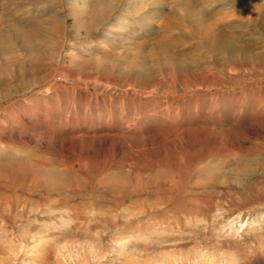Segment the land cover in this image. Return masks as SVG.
Returning <instances> with one entry per match:
<instances>
[{
    "label": "rangeland",
    "instance_id": "1",
    "mask_svg": "<svg viewBox=\"0 0 264 264\" xmlns=\"http://www.w3.org/2000/svg\"><path fill=\"white\" fill-rule=\"evenodd\" d=\"M98 1L0 0V264H264V0Z\"/></svg>",
    "mask_w": 264,
    "mask_h": 264
},
{
    "label": "bare ground",
    "instance_id": "2",
    "mask_svg": "<svg viewBox=\"0 0 264 264\" xmlns=\"http://www.w3.org/2000/svg\"><path fill=\"white\" fill-rule=\"evenodd\" d=\"M120 0H99L98 1V7L96 9V12H93V14H90L89 20L86 21L84 23V30L86 31L87 35L89 34V32L98 27L99 24H101V22H103V20H105V18H108V16H110V13L117 8V4ZM256 5V4H255ZM116 6V7H115ZM254 9V8H253ZM81 13H84L83 11L81 12L78 9H73L71 10V12L68 14L67 18L70 17H77L79 15H81ZM89 13V12H88ZM85 14V13H84ZM66 17V16H65ZM67 21V20H66ZM64 21V23L66 22ZM61 23V22H60ZM64 25V24H62ZM19 27V26H18ZM49 27V26H48ZM21 28V27H20ZM61 28V27H60ZM211 28V27H210ZM57 30V29H56ZM213 30V29H212ZM3 35H7L9 38H12L13 40L16 39L20 44H22L23 47H28L31 39L33 37H31L32 34L26 33V32H21L20 30H18V28L13 27V25H8L6 27L5 30H2ZM47 32V31H46ZM45 32V33H46ZM58 34V33H57ZM42 35V34H41ZM46 35V34H45ZM17 42V43H18ZM22 50V49H21ZM7 58V57H6ZM5 59V58H4ZM7 60L9 61V58H7Z\"/></svg>",
    "mask_w": 264,
    "mask_h": 264
}]
</instances>
